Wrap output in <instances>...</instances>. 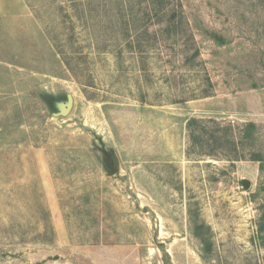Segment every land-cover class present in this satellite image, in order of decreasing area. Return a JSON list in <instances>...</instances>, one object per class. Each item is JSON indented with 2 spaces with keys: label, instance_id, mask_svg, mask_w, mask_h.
I'll use <instances>...</instances> for the list:
<instances>
[{
  "label": "rangeland",
  "instance_id": "374dc122",
  "mask_svg": "<svg viewBox=\"0 0 264 264\" xmlns=\"http://www.w3.org/2000/svg\"><path fill=\"white\" fill-rule=\"evenodd\" d=\"M0 264H264V0H0Z\"/></svg>",
  "mask_w": 264,
  "mask_h": 264
},
{
  "label": "water",
  "instance_id": "95a60500",
  "mask_svg": "<svg viewBox=\"0 0 264 264\" xmlns=\"http://www.w3.org/2000/svg\"><path fill=\"white\" fill-rule=\"evenodd\" d=\"M72 106H73V104H72V102H70V105H69V107L63 112L64 114H67V113H69L70 112V110H71V108H72Z\"/></svg>",
  "mask_w": 264,
  "mask_h": 264
}]
</instances>
